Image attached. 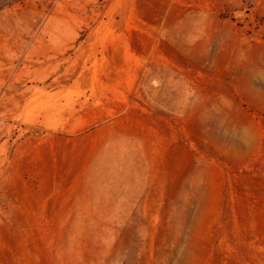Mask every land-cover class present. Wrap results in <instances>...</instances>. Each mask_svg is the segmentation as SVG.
<instances>
[{
  "label": "rangeland",
  "instance_id": "obj_1",
  "mask_svg": "<svg viewBox=\"0 0 264 264\" xmlns=\"http://www.w3.org/2000/svg\"><path fill=\"white\" fill-rule=\"evenodd\" d=\"M0 264H264V0H0Z\"/></svg>",
  "mask_w": 264,
  "mask_h": 264
}]
</instances>
